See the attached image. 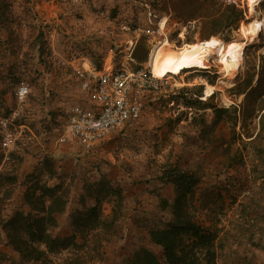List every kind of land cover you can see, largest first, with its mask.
I'll use <instances>...</instances> for the list:
<instances>
[{
	"label": "rangeland",
	"instance_id": "1",
	"mask_svg": "<svg viewBox=\"0 0 264 264\" xmlns=\"http://www.w3.org/2000/svg\"><path fill=\"white\" fill-rule=\"evenodd\" d=\"M233 1L246 21V1ZM176 2L0 0V120L7 119L6 127L0 124V264H129L125 257L140 246L161 259L148 232L170 219L162 201L171 203L174 190L162 173L173 165L200 178L189 210L217 235L215 264H264V23L230 78L217 62L206 70L183 69L151 95L155 106L96 147L56 144L64 108L82 96L66 61L88 59L99 67L111 58L120 65L136 44L151 50L165 37L178 48L202 40L201 21L178 14ZM162 17L166 26L156 39L140 33ZM256 17L264 22V1ZM217 35L241 38L238 26ZM204 83L215 86L209 97ZM21 85L28 88L23 99L16 94ZM45 158L56 175L43 173L41 182L68 190L52 235L72 233L70 214L94 203L89 186L101 176L121 192L122 203L113 210L115 199L107 197L105 226L77 235L76 245L48 254L47 261L23 262L4 237V223L30 212L23 201L28 176Z\"/></svg>",
	"mask_w": 264,
	"mask_h": 264
},
{
	"label": "trees",
	"instance_id": "2",
	"mask_svg": "<svg viewBox=\"0 0 264 264\" xmlns=\"http://www.w3.org/2000/svg\"><path fill=\"white\" fill-rule=\"evenodd\" d=\"M176 4L177 13L188 18V21H201L199 37L202 40L219 36L217 34L224 29L237 28L245 12L233 0H177ZM43 173L49 177L56 175L55 164L50 158L44 159L37 173L28 176L23 201L29 206L30 212L17 213L4 223V237L23 262L47 261L48 254L76 245L77 235L85 238L89 232L105 226L107 222L102 219V203L107 197L115 199L113 210L122 203L121 192L101 176L89 186L94 203L84 210L70 214L72 233L65 236L52 235L51 229L58 226L57 216L66 210L68 190L61 183L49 186L41 182ZM162 175L174 190L171 203L162 201V206L170 209V219L164 227L148 232L150 242L161 249L162 258L148 247L140 246L125 259L129 258V264H200L201 261L215 264L217 235L199 224L189 210L194 189L200 181L199 176L177 165L169 166L167 170H163Z\"/></svg>",
	"mask_w": 264,
	"mask_h": 264
},
{
	"label": "built area",
	"instance_id": "3",
	"mask_svg": "<svg viewBox=\"0 0 264 264\" xmlns=\"http://www.w3.org/2000/svg\"><path fill=\"white\" fill-rule=\"evenodd\" d=\"M162 30L150 22L140 33L156 39ZM149 54L144 62L130 56L120 65L106 58L99 67L88 59L66 61L82 96L64 108L62 132L56 144L90 150L112 132L138 121L151 105L155 106L156 96L151 95L161 92L169 78L154 77ZM27 93V86L21 85L16 94L23 99ZM6 123L7 119L0 120L2 127Z\"/></svg>",
	"mask_w": 264,
	"mask_h": 264
},
{
	"label": "bare ground",
	"instance_id": "4",
	"mask_svg": "<svg viewBox=\"0 0 264 264\" xmlns=\"http://www.w3.org/2000/svg\"><path fill=\"white\" fill-rule=\"evenodd\" d=\"M247 6L246 21L238 26L239 39L222 41L219 36L209 39L186 43L180 48L172 46L167 37L160 40L149 50L150 69L156 78H165L170 75H179L189 70L209 68L214 62L221 65L225 77H231L240 65V59L246 46L254 44L264 23L257 18V6L264 0H245ZM243 20V19H242ZM167 18L159 21L160 29L166 26ZM187 68V69H186ZM193 68V69H188ZM204 93L207 97L215 91V86L204 83Z\"/></svg>",
	"mask_w": 264,
	"mask_h": 264
},
{
	"label": "water",
	"instance_id": "5",
	"mask_svg": "<svg viewBox=\"0 0 264 264\" xmlns=\"http://www.w3.org/2000/svg\"><path fill=\"white\" fill-rule=\"evenodd\" d=\"M149 54V48L145 44H136L133 49V57L139 62H144Z\"/></svg>",
	"mask_w": 264,
	"mask_h": 264
}]
</instances>
